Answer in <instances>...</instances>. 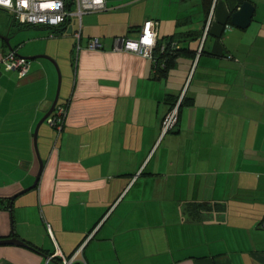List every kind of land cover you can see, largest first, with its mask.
<instances>
[{"label": "crops", "instance_id": "1", "mask_svg": "<svg viewBox=\"0 0 264 264\" xmlns=\"http://www.w3.org/2000/svg\"><path fill=\"white\" fill-rule=\"evenodd\" d=\"M115 2L82 16L76 42L63 36L73 20L75 36L74 18L25 27L3 11L0 240L37 250L0 246V264H60L57 250L79 249L73 264H264V0L244 1L254 8L246 29L230 23L238 0H213L208 14L201 0ZM145 21L157 41L174 37L186 50L163 74L113 50ZM91 39L101 49L88 50ZM10 49L61 70L64 124L56 134L42 123L36 148L58 75L38 58L18 78L1 63ZM180 96L177 125L163 135Z\"/></svg>", "mask_w": 264, "mask_h": 264}, {"label": "built area", "instance_id": "2", "mask_svg": "<svg viewBox=\"0 0 264 264\" xmlns=\"http://www.w3.org/2000/svg\"><path fill=\"white\" fill-rule=\"evenodd\" d=\"M73 9L67 8L66 0H0V10L5 11L20 26L44 27L57 29L67 21L74 18L79 24L75 32L77 39L80 35V21L83 15L96 13L105 9V0H71ZM157 46L156 24L153 21H145L140 28L136 39L120 38L114 40L113 50L124 51L135 54L151 61L154 70L164 68L154 55ZM102 45L99 40L91 39L87 44L88 50H99ZM176 42L170 44V50H179ZM165 51V45L160 48V54ZM1 63L15 72L18 78H25L29 73V61L20 56L16 50L10 49L1 59ZM180 96L175 105L169 109L162 121L161 131L166 134L175 129L178 122V108L182 101ZM67 114L66 105H56L52 114L47 118L46 123L53 128L56 134L62 130L64 119ZM259 229L264 231V217L259 224ZM81 249L69 258L62 256L58 250L52 258L57 257L60 264H73Z\"/></svg>", "mask_w": 264, "mask_h": 264}, {"label": "water", "instance_id": "3", "mask_svg": "<svg viewBox=\"0 0 264 264\" xmlns=\"http://www.w3.org/2000/svg\"><path fill=\"white\" fill-rule=\"evenodd\" d=\"M253 12H254V8L253 6L249 3V2H244L239 9L233 13L231 15V19H230V23L232 26L237 27L239 29H246L249 27L252 16H253ZM0 39L3 40L5 42V44L10 48L9 44H8V38H5L3 36L0 35ZM38 58H44L49 60L50 62H52L55 66V68L57 69V66L55 64V62H53V60L45 57V56H36V57H31V58H27V60H34V59H38ZM57 75H58V89H57V94H56V98L53 101V105L51 107V109L49 110V112L47 114H45V116L41 119V121L38 123L35 132H34V146L36 148V136H37V130L39 128V126L44 123L47 118L51 115V113L54 111V108L57 104L58 101V96H59V86H60V73L57 69ZM36 150V149H35ZM40 167H41V163L39 162ZM37 181H38V177L36 178V180L34 181L33 185L26 189L24 192H27L31 189L36 188L37 186ZM22 192V193H24ZM0 246H18V247H27L26 244L14 237L10 238V239H6V240H0Z\"/></svg>", "mask_w": 264, "mask_h": 264}, {"label": "trees", "instance_id": "4", "mask_svg": "<svg viewBox=\"0 0 264 264\" xmlns=\"http://www.w3.org/2000/svg\"><path fill=\"white\" fill-rule=\"evenodd\" d=\"M71 0H66V4H67V8H69V5L71 4L70 3ZM212 1L213 0H201V3H202V6L204 8L203 12L205 14H208L210 8H211V4H212ZM240 4H242L245 0H238ZM64 32V30H57V33L59 36L62 35V33ZM173 42H176L177 44H179L177 41L174 40V37L168 39V41H157V46L154 50V55L158 58V60L164 64V68L162 69H158L156 71L157 74H163L165 73L169 66L172 65L173 61L178 58L184 51H186L185 49H181V47L179 48V50H176V51H171L170 50V44L173 43ZM162 45H165V51L163 54H160V48ZM177 99L171 104L170 106V109L175 105ZM184 105V102H183V99L179 105V108H178V119H179V115H180V111L182 109ZM26 246L31 248L32 250H37L35 247L29 245L26 243Z\"/></svg>", "mask_w": 264, "mask_h": 264}, {"label": "rangeland", "instance_id": "5", "mask_svg": "<svg viewBox=\"0 0 264 264\" xmlns=\"http://www.w3.org/2000/svg\"><path fill=\"white\" fill-rule=\"evenodd\" d=\"M124 1H129V0H116V2L114 3L115 5H117V4H120V3H122V2H124ZM165 12V11H164ZM91 14H93V13H91ZM94 14H98V13H94ZM99 14H101V13H99ZM89 15V14H88ZM84 16V15H83ZM6 20H9V17L7 16V14L5 13V12H3V11H0V25H2V26H5L4 24H5V21ZM11 22V24H12V21H10ZM76 28V25L74 24V20H73V23H72V25H70V26H68V28H67V30H66V32L64 33V35L63 36H70V37H72L73 38V40L76 42V37L74 36V29ZM75 52H76V49H75ZM56 61V60H55ZM31 62H34V61H31ZM55 64H56V66H57V69H58V71H59V73H60V75H61V83H62V74H61V70H60V68H59V65H58V63L57 62H55ZM54 68H55V66H54ZM57 69L55 68V71H56V74H57ZM61 87V86H60Z\"/></svg>", "mask_w": 264, "mask_h": 264}, {"label": "bare ground", "instance_id": "6", "mask_svg": "<svg viewBox=\"0 0 264 264\" xmlns=\"http://www.w3.org/2000/svg\"><path fill=\"white\" fill-rule=\"evenodd\" d=\"M29 61V60H28ZM52 114V113H51Z\"/></svg>", "mask_w": 264, "mask_h": 264}]
</instances>
